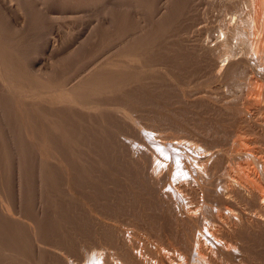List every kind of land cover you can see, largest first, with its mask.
I'll return each mask as SVG.
<instances>
[{
    "label": "bare ground",
    "instance_id": "1",
    "mask_svg": "<svg viewBox=\"0 0 264 264\" xmlns=\"http://www.w3.org/2000/svg\"><path fill=\"white\" fill-rule=\"evenodd\" d=\"M170 1L52 67L0 17V264L264 258V0ZM68 218L94 234L79 254L53 231Z\"/></svg>",
    "mask_w": 264,
    "mask_h": 264
},
{
    "label": "rangeland",
    "instance_id": "2",
    "mask_svg": "<svg viewBox=\"0 0 264 264\" xmlns=\"http://www.w3.org/2000/svg\"><path fill=\"white\" fill-rule=\"evenodd\" d=\"M136 1L137 0H0V12L2 13V15L0 16L1 19L4 18L3 16H6L8 14L7 20L4 19L2 20L5 23L2 22L1 20L0 22L5 24L6 31H8L9 29L11 30V32L10 30L8 32L11 34V36L13 35L12 39L14 38V36H16L13 39L14 41H12L15 47H17L18 49L20 48L19 50H21V48L23 47V44L21 43H24V47H29L32 44L31 47L34 50H36V52H39L36 58L37 62H39L38 64L43 62L45 67L47 66L52 67L55 64V59L56 61L59 60V58L65 59L69 57L68 55L70 56L72 55L71 51L75 53L78 50H80V49H76L78 46L77 44H79V42L86 43L84 44L86 45L84 46V48H86L89 45V44L87 45V43H90L93 41V39H95L94 38L95 34L98 35L97 36L98 38L96 39L98 43L102 44V43L110 42L112 40L111 38L114 36L112 31H108V29L111 27L114 28L115 26L116 28L118 26L117 28H119V26L121 27L122 25H123L122 28L126 27L127 25L134 27L149 21L151 23L152 21L157 23L158 22L157 16L159 10H162L160 8H162L163 0H142L146 4L148 3L149 4L147 5L146 10L142 11V9H139L140 13L137 11L138 10L137 6L139 4L138 2L140 1L139 0L137 2ZM121 2L122 4H125L124 7L122 6L123 8H119V5H117ZM191 2H195L203 6L204 0H194V1L191 0ZM136 4L137 6H135ZM45 5L47 6V8ZM116 6L118 7V11ZM177 8L178 5L176 4L175 0L169 2V10H176ZM192 8L193 7H191L190 9L188 8L187 10H192ZM119 10L122 13H120ZM142 15H145L144 18L142 17ZM127 16H129V18H127ZM7 21L11 22L14 27L9 28ZM52 39L54 41L55 39L57 41L59 40L58 43L62 41H64V43H69L71 47L69 45H67V47L60 46V49L56 51L58 55H56V53L53 54V52H50L51 50L50 48L46 49V43L48 41L54 42ZM21 45L22 47H20ZM80 46H78V48H80ZM61 48L64 49L62 50ZM82 53L83 54L86 53V54L83 55ZM81 54L83 55L82 58L84 59H87L90 56L89 52L87 51H83V52L81 51ZM53 56L55 57L53 58ZM49 63L53 65H50ZM31 113L33 112L31 111ZM30 116H33L30 117L31 123L36 124L38 117H36L34 114H30ZM231 128L234 129L235 127L233 126ZM6 145L8 146L9 144ZM4 147L6 146L4 145ZM2 149L3 147L0 145V152L2 151ZM26 154H24V158L29 163V167H32L31 162L29 161V159L31 158L30 156L28 157V155L31 154L28 153ZM232 156L234 155L233 154L228 155V157H232ZM12 161H13L12 154H9L8 152H6V154L5 153L1 154L0 174H1V170H3L5 167H6L5 169H7L8 168L7 164ZM0 181L2 182L0 185L2 184L5 185L9 183V181L6 178H2L1 175H0ZM32 187L33 186L32 184H30L29 181L27 192L34 191L33 190L34 187L33 188ZM31 196H33L32 192H31ZM235 213H237V210H235ZM124 217H126V215H124ZM158 220L159 217L157 214L154 217L147 218L145 222L148 223V224L146 223L148 232L151 230H152L151 233L154 232L153 234L158 232V229L155 228V227L158 228L159 223L156 222ZM87 222L88 220L85 222L84 225V222L83 223L80 222L81 223L80 224L79 221L76 220L75 218L64 219L63 221H59L55 223L56 225L54 224L56 231L55 230L53 231L55 234L59 229L58 230L59 233L57 232L55 235H59L60 237L59 239H61V241L63 239L62 242L68 244L67 246L69 247L73 246L71 248H74L76 254H79L81 252L79 251L81 247H77V246H80V242H82L83 239H85L86 242L92 244L94 243L93 241L94 234L90 232L91 231L89 229L90 222L89 223ZM154 222H156L154 225L155 227L153 226ZM58 223L59 225H57ZM82 226H84V228H82ZM85 232H89V233L87 234ZM154 243L158 244L156 242ZM253 257H250V259H252L253 264H264V258H262L263 256H259V254H257L254 255Z\"/></svg>",
    "mask_w": 264,
    "mask_h": 264
}]
</instances>
